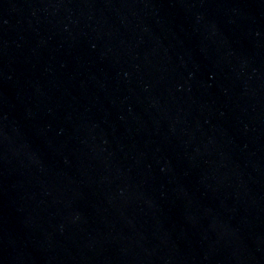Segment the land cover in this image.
<instances>
[{
  "label": "water",
  "instance_id": "water-1",
  "mask_svg": "<svg viewBox=\"0 0 264 264\" xmlns=\"http://www.w3.org/2000/svg\"><path fill=\"white\" fill-rule=\"evenodd\" d=\"M0 264H264V0H0Z\"/></svg>",
  "mask_w": 264,
  "mask_h": 264
}]
</instances>
